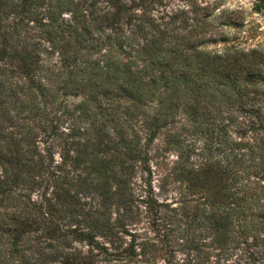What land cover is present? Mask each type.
Here are the masks:
<instances>
[{
    "label": "trees",
    "instance_id": "obj_1",
    "mask_svg": "<svg viewBox=\"0 0 264 264\" xmlns=\"http://www.w3.org/2000/svg\"><path fill=\"white\" fill-rule=\"evenodd\" d=\"M204 1L0 0V264H264V46Z\"/></svg>",
    "mask_w": 264,
    "mask_h": 264
},
{
    "label": "rangeland",
    "instance_id": "obj_2",
    "mask_svg": "<svg viewBox=\"0 0 264 264\" xmlns=\"http://www.w3.org/2000/svg\"><path fill=\"white\" fill-rule=\"evenodd\" d=\"M175 2L177 0H172L173 4ZM252 3L253 0H222L220 5L221 9L227 8L229 11H238V16L243 20L242 27H230L229 29L234 43L240 46L248 47L257 44L264 46V17L252 10ZM222 48L224 46L220 44L210 47V49L217 50Z\"/></svg>",
    "mask_w": 264,
    "mask_h": 264
}]
</instances>
